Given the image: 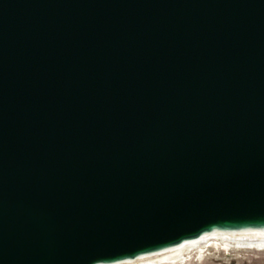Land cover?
I'll return each mask as SVG.
<instances>
[{
	"label": "water",
	"instance_id": "obj_1",
	"mask_svg": "<svg viewBox=\"0 0 264 264\" xmlns=\"http://www.w3.org/2000/svg\"><path fill=\"white\" fill-rule=\"evenodd\" d=\"M244 229H264V0H0V264Z\"/></svg>",
	"mask_w": 264,
	"mask_h": 264
},
{
	"label": "bare ground",
	"instance_id": "obj_2",
	"mask_svg": "<svg viewBox=\"0 0 264 264\" xmlns=\"http://www.w3.org/2000/svg\"><path fill=\"white\" fill-rule=\"evenodd\" d=\"M217 243L224 246L225 250H228L229 246L262 250L264 249V229L207 232L198 238L185 240L156 252L105 264H186L191 258L201 259L208 245L212 244L214 248H218Z\"/></svg>",
	"mask_w": 264,
	"mask_h": 264
},
{
	"label": "rangeland",
	"instance_id": "obj_3",
	"mask_svg": "<svg viewBox=\"0 0 264 264\" xmlns=\"http://www.w3.org/2000/svg\"><path fill=\"white\" fill-rule=\"evenodd\" d=\"M217 246L214 248L212 244L208 245L201 259L191 258L186 264H264V249L229 246L225 250L219 243Z\"/></svg>",
	"mask_w": 264,
	"mask_h": 264
}]
</instances>
